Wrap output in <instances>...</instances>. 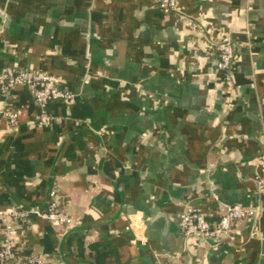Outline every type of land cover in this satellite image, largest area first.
I'll return each instance as SVG.
<instances>
[{"label":"crops","instance_id":"crops-1","mask_svg":"<svg viewBox=\"0 0 264 264\" xmlns=\"http://www.w3.org/2000/svg\"><path fill=\"white\" fill-rule=\"evenodd\" d=\"M0 0V71L44 70L74 101L39 123L28 85L0 91V211H30L16 249L54 264H264V0ZM191 20L197 26L193 27ZM236 58L218 67V41ZM19 113L11 125L1 110ZM57 187L77 220L36 211ZM257 211L185 236L188 207ZM0 221V235H1Z\"/></svg>","mask_w":264,"mask_h":264},{"label":"built area","instance_id":"built-area-1","mask_svg":"<svg viewBox=\"0 0 264 264\" xmlns=\"http://www.w3.org/2000/svg\"><path fill=\"white\" fill-rule=\"evenodd\" d=\"M160 8L165 13L178 12L185 18L179 9V0H159ZM193 27L197 25L189 20ZM220 70L229 74L233 67L236 53L232 39L228 36L218 41ZM28 85L32 88L34 98L40 105L39 123L44 125L53 120L48 110V104L56 100L74 101V94L61 86L55 75L44 70L7 67L0 71V91L7 93L15 86ZM13 126L19 123V113L11 108L1 110ZM257 172L255 181L259 192L264 193V142L263 149L256 158ZM38 215L50 223L70 231L77 224V220L67 210L63 197L55 186L50 191L49 203L44 211H36ZM31 212L18 207L0 211V264H54L53 260L43 254L22 255L16 249L19 241L18 230L20 223L29 221ZM257 211L251 207L239 204L222 207L216 218L208 213L188 207L180 216V228L185 236L200 238L220 237L227 233L237 221L254 218Z\"/></svg>","mask_w":264,"mask_h":264}]
</instances>
